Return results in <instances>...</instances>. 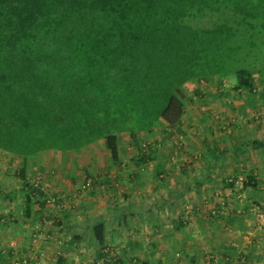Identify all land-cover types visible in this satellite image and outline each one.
<instances>
[{"label":"trees","instance_id":"obj_1","mask_svg":"<svg viewBox=\"0 0 264 264\" xmlns=\"http://www.w3.org/2000/svg\"><path fill=\"white\" fill-rule=\"evenodd\" d=\"M246 5L0 0V155L26 162L71 154L90 172L104 142L118 165L120 135L174 129L193 103L190 85L229 79L230 90L251 92L254 75L264 79V25L248 21L257 14ZM154 154L141 151L131 162L141 167ZM19 176L25 181V172ZM92 240L98 250L105 245L102 224ZM101 257L117 261L113 252Z\"/></svg>","mask_w":264,"mask_h":264},{"label":"crops","instance_id":"obj_2","mask_svg":"<svg viewBox=\"0 0 264 264\" xmlns=\"http://www.w3.org/2000/svg\"><path fill=\"white\" fill-rule=\"evenodd\" d=\"M246 3L257 14L248 21L264 25V0ZM192 85L193 103L174 129L136 140L120 135L118 165L104 142L93 154L101 164L90 172L71 154L62 160L43 152L26 162L0 155V264H36L30 248L44 253L43 264H98L104 252H113L115 264H264V79L254 75L252 91L240 94L213 81ZM239 114L245 121L234 122ZM141 151L155 154L136 167L131 160ZM51 168L60 177L42 179L38 189L36 176H50ZM10 170L25 172V181ZM230 178L248 186L230 189ZM49 197L64 207L48 208ZM99 224L103 252L92 240Z\"/></svg>","mask_w":264,"mask_h":264},{"label":"built area","instance_id":"obj_3","mask_svg":"<svg viewBox=\"0 0 264 264\" xmlns=\"http://www.w3.org/2000/svg\"><path fill=\"white\" fill-rule=\"evenodd\" d=\"M215 81V80H213ZM219 82V81H218ZM222 83H224L223 81L221 82V85H223ZM244 116H240L239 117V120H244ZM41 180L42 178L40 176H36L35 180H34V184L37 186L38 189H41ZM233 179L230 178L228 179V183L232 182ZM235 184L236 186L238 187H242V181H235ZM90 186H91V180H87L85 183L82 184L81 186V190L83 191H86L88 189H90ZM44 203L45 205L48 207V208H55L57 210H60L64 207V202L61 198H53V197H49V198H46L44 200ZM27 255L29 258L31 259H34L35 263L36 264H43V259H44V253L43 252H39L38 255H36L35 251L33 248H30L27 252ZM217 258L214 259V261L216 262ZM106 262V259H102L100 263L98 264H105ZM26 262L24 261L22 264H25ZM14 264H19L18 263H14ZM221 264V263H220Z\"/></svg>","mask_w":264,"mask_h":264},{"label":"rangeland","instance_id":"obj_4","mask_svg":"<svg viewBox=\"0 0 264 264\" xmlns=\"http://www.w3.org/2000/svg\"><path fill=\"white\" fill-rule=\"evenodd\" d=\"M258 1H260V0H258ZM260 5V4H259ZM261 5L262 6H264V3H261ZM256 11H258L257 9H256ZM218 81H221L220 80V78H216V80L215 81H213L215 84H221L220 82H218ZM208 81H206L205 79L204 80H200V81H198V83H202V85H203V83H207ZM223 82L224 83H222L223 85H222V87L221 88H224V89H230L231 88V84H232V81L231 80H224L223 79ZM194 88H196L195 87V85H190L189 86V88H188V90H189V94H191V92L194 90ZM227 106V105H226ZM228 106H230V105H228ZM232 106V105H231ZM240 116H242V114H239V115H237L235 118H234V116L232 117V118H234L235 120H233L234 122H237V121H245V120H238L239 118L238 117H240ZM231 124V123H230ZM228 126V124L225 126V128ZM229 127H230V125H229ZM230 129H231V127H230ZM148 138L146 137L145 139H144V143H145V145L144 146H146V144H147V142H146V140H147ZM124 143V142H123ZM144 146H143V144H142V148H144ZM127 147V146H126ZM139 148V147H138ZM136 151L138 150L137 148H134ZM100 156V155H99ZM93 157H94V155H93ZM127 157H128V154H127ZM64 159V158H63ZM65 160H66V158H65ZM4 161H6V160H4V159H2V158H0V162L1 163H4ZM63 162V161H62ZM66 162V161H65ZM63 166V169H62V171H65L66 172V169H67V164H63L62 165ZM51 172H50V176H44V174H39V176L42 178V179H50V180H52V181H54V180H58V178L60 177V174H59V172L60 171H58V169H55V168H51ZM10 176L12 177V178H17V177H19V175L17 174V171H13V170H10ZM239 180V182L242 180V179H238ZM42 181V180H41ZM242 203V202H241ZM187 222H191V218L190 217H188V219H187ZM245 240V241H244ZM242 242L240 241L239 242V244L241 245H243V247L244 248H246V238L244 239ZM218 259V258H217ZM221 263V262H220ZM217 260H216V262L214 261L213 262V264H220ZM236 263V262H235Z\"/></svg>","mask_w":264,"mask_h":264}]
</instances>
